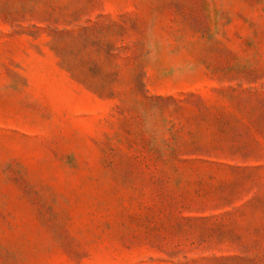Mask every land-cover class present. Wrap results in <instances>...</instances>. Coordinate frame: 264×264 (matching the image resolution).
Returning <instances> with one entry per match:
<instances>
[{
	"label": "rangeland",
	"instance_id": "374dc122",
	"mask_svg": "<svg viewBox=\"0 0 264 264\" xmlns=\"http://www.w3.org/2000/svg\"><path fill=\"white\" fill-rule=\"evenodd\" d=\"M0 264H264V0H0Z\"/></svg>",
	"mask_w": 264,
	"mask_h": 264
}]
</instances>
